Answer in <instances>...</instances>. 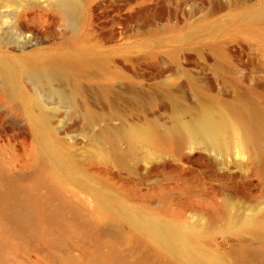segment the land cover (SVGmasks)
I'll list each match as a JSON object with an SVG mask.
<instances>
[{
	"label": "rangeland",
	"instance_id": "obj_1",
	"mask_svg": "<svg viewBox=\"0 0 264 264\" xmlns=\"http://www.w3.org/2000/svg\"><path fill=\"white\" fill-rule=\"evenodd\" d=\"M77 54L102 64L82 80L92 118L25 69ZM237 97L264 124V0H0V264H264V138L96 148L105 130L167 134L199 101Z\"/></svg>",
	"mask_w": 264,
	"mask_h": 264
},
{
	"label": "bare ground",
	"instance_id": "obj_2",
	"mask_svg": "<svg viewBox=\"0 0 264 264\" xmlns=\"http://www.w3.org/2000/svg\"><path fill=\"white\" fill-rule=\"evenodd\" d=\"M6 66L2 68V72L5 80L11 82L15 80L17 69L12 63ZM101 67V62L77 54L57 59L41 60L35 65L30 64L25 66V69L38 70L41 73L39 80L45 85L65 88L74 111H80L89 118H92L94 112L87 101L85 90L82 86V80L90 71L101 69ZM97 87L101 97L104 98V90L101 89L99 85H97ZM17 92L22 96L23 92L20 88L17 89ZM167 98L173 109L181 110L182 106L172 95L168 94ZM196 112L197 116L195 119L189 122H180L167 134L160 133L151 123H144L142 125L123 124L114 131L105 130L96 141V148L101 150L104 144H108L112 147L118 139L125 140L130 148L141 144L155 145L159 141H166L172 137L181 138L185 135L192 136L196 135L197 132H205L213 140L232 136L238 139L244 148L253 147L264 138V124L261 114L256 110L255 106L244 97H237L234 101L228 103H220L213 99L199 101ZM41 122L40 118H35L32 121L35 127L40 125ZM43 141L46 153L57 163L58 167L65 172H70V164L67 158L53 148L45 138H43ZM102 207L105 211H110L113 207V201L106 198L102 203ZM129 220L134 224H138L139 222V218L135 214L131 215ZM250 226L251 223H247V227ZM197 238H199L197 234L179 236V240L186 245H191ZM163 242L168 245L165 240L162 241V243ZM191 264L219 263H217V261H211L210 263H205L204 261L195 262L193 260Z\"/></svg>",
	"mask_w": 264,
	"mask_h": 264
}]
</instances>
